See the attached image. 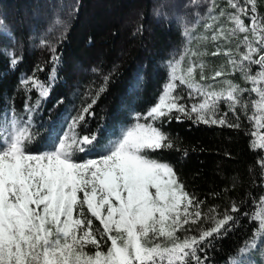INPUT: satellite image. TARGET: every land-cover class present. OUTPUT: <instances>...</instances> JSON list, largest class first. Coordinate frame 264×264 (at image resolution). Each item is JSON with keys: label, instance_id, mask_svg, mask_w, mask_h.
<instances>
[{"label": "trees", "instance_id": "1", "mask_svg": "<svg viewBox=\"0 0 264 264\" xmlns=\"http://www.w3.org/2000/svg\"><path fill=\"white\" fill-rule=\"evenodd\" d=\"M232 2L243 7L246 0ZM255 3L256 13L264 19V0ZM235 12L229 0H0V137L10 121L26 119V104L38 105L30 115L34 127L43 126L44 135L52 127L57 132L65 128L95 100L89 110L92 114L85 116L76 132L80 136L98 134L107 142L158 101L168 77L167 63L187 45L188 59L196 65V83L211 84L219 91L228 79L250 89L243 72L232 71L229 64L230 58H239L238 45L243 51L244 34L230 35L235 27L230 16ZM240 18L249 24L246 16ZM214 32L216 40L212 39ZM52 46L60 57L55 65L50 60ZM217 48L220 54L212 55ZM229 50L231 55H225ZM11 58L18 62L11 64ZM201 64L209 79L200 80ZM251 67L253 72L258 69ZM216 70L225 71L226 77L212 81ZM31 77L50 86L46 98L30 83H21ZM180 90V103L190 105L191 90L186 84ZM242 99L249 102L247 112L238 107L233 113L221 101L216 113L217 117L227 113L228 123H238V128L165 120L157 126L167 133L173 147L149 151L151 158L173 167L185 191L203 201V212L214 208L223 214L233 203L241 209L233 213L238 222L207 249L205 264H230L258 228L257 210L264 195V165L259 161L264 160V148L257 138V124L249 120L250 101L256 96L245 92ZM38 144L39 138L29 147L35 151ZM94 225L99 227V222L94 220ZM207 227L208 222L193 225L188 234L197 235L199 228ZM255 243L256 247L239 252L244 264L253 256L264 264L260 237ZM86 250L95 251L92 247ZM199 255L203 258L204 254Z\"/></svg>", "mask_w": 264, "mask_h": 264}, {"label": "snow or ice", "instance_id": "2", "mask_svg": "<svg viewBox=\"0 0 264 264\" xmlns=\"http://www.w3.org/2000/svg\"><path fill=\"white\" fill-rule=\"evenodd\" d=\"M229 2L236 9L230 16L235 24L230 35L237 31L244 34V50L238 45L239 58H230L229 64L232 71L243 72L250 89L225 79L224 86L215 91L211 84L195 82L196 65L177 76L176 66L170 62V82L158 103L146 115L138 113L133 126L107 142L98 134L80 136L76 132L85 116L92 114L89 110L95 100L72 117L65 128L57 132L52 127L44 135L43 126L34 127L30 115L38 105H25L29 113L26 119L13 120L11 134L0 137V264H205L207 249L238 222V215L233 213L239 214L241 209L233 203L223 214H217L214 208L203 212V201L185 191L173 167L151 158L149 151L173 147L167 133L157 126L165 120L188 119L238 128V123H228L227 113L220 117L216 113L221 101L233 113L238 107L247 112L249 102L242 99L245 92L256 96L250 101L253 112L249 120L264 127V19L256 13L255 0H246L243 7ZM241 15L248 18V25ZM217 38L214 32L212 39ZM51 51L50 60L55 65L60 57L55 46ZM219 54V48L212 53ZM225 55L230 56L231 50ZM17 62L18 58L10 59L11 64ZM252 65L258 66L255 72ZM199 67L200 80L209 79L203 65ZM226 75L216 70L210 79ZM177 79L191 90L190 105L180 103L183 97L174 94ZM21 83H30L41 98L49 94L50 86L35 77ZM141 119L149 122L140 123ZM37 138L39 144L33 151L29 146ZM260 147L264 148V143ZM259 163L264 165V160ZM260 202L264 204V196ZM204 222L209 227L199 228L197 235L188 234L193 225ZM261 234L264 217L259 220L253 241L238 251L244 253L256 247L257 236L264 244ZM89 247L95 252L89 253ZM199 253L204 254L203 258ZM232 264L244 262L233 257Z\"/></svg>", "mask_w": 264, "mask_h": 264}, {"label": "rangeland", "instance_id": "3", "mask_svg": "<svg viewBox=\"0 0 264 264\" xmlns=\"http://www.w3.org/2000/svg\"><path fill=\"white\" fill-rule=\"evenodd\" d=\"M193 38V36H191V37H189V39H192ZM189 43V42H188ZM244 50V49H243ZM189 51H190V48H189V45H187V47H185L184 49H183V51H181V53H179L177 56H175L173 59H171V60H169V62L167 63V69H168V77H167V79H166V81L164 82V84H163V88H162V91H161V95L163 94V90H164V88L166 87V85L170 82L169 81V76H170V68H171V64H170V62H172V63H174L175 64V66H176V70H177V76H180V75H183V74H185L186 73V71H187V69L189 68V67H191L192 66V58L191 57H189V59H188V53H189ZM192 52H193V49H192ZM186 67V68H185ZM175 83H176V85H177V87H176V89H175V91H174V94H179V95H181L182 96V93H181V90H180V81H179V79H177L176 81H175ZM160 95V96H161ZM158 101H159V99H158ZM158 101L156 102V103H158ZM155 103V104H156ZM154 104V105H155ZM153 105V106H154ZM152 106V107H153ZM150 110V109H149ZM146 115V114H145ZM11 121L4 127V131H3V137H7L8 135H10L11 134V132H12V127H11ZM136 122H134V123H131V124H128L126 127H124L123 129H122V131H124V130H126L127 128H129V127H131V126H133L134 124H135ZM140 123H145V122H140ZM121 131V132H122ZM121 134V133H120ZM119 134V135H120ZM118 137V136H117ZM117 137H115V138H113V140L114 139H116ZM261 137H264V130H263V127H261L259 124H257V138H258V140H259V142H261V143H264V140H262L261 139ZM160 162H162V161H160ZM162 163H166V162H162ZM264 196V195H263ZM257 217H258V221L260 220V218H262V217H264V204H262L261 202H260V204H259V206H258V210H257ZM257 230V229H256ZM261 235H264V234H261ZM260 236H257L256 238H255V241L257 240V238H259ZM251 241H253L252 239L250 240V242ZM263 246H264V244H262L261 243V247H260V251H259V253L262 255V256H264V250H263ZM245 247V246H244ZM95 252V251H94ZM94 252H89V253H94ZM239 256H240V254H239V251L236 253V255H234L233 257H237L239 260H240V258H239ZM261 259V258H260ZM230 264H232V260L230 261ZM249 264H259L258 262H256V256H253V258L251 259V261L249 262Z\"/></svg>", "mask_w": 264, "mask_h": 264}]
</instances>
